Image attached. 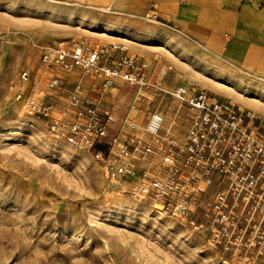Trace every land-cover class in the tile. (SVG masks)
Wrapping results in <instances>:
<instances>
[{"label": "rangeland", "instance_id": "rangeland-1", "mask_svg": "<svg viewBox=\"0 0 264 264\" xmlns=\"http://www.w3.org/2000/svg\"><path fill=\"white\" fill-rule=\"evenodd\" d=\"M79 14L46 0H0V264H235L212 243L204 209L195 211L190 224L158 214L149 200L119 193L102 161L52 134L15 94L24 90L26 97L37 83L35 98L54 105L55 116L76 81L82 96L99 97L101 77L78 70L62 72V85L46 89L41 50L79 39L122 44L146 62L147 78L165 91L193 80L263 117L249 104L264 108V85L226 76L215 64L209 70L208 59L175 33L136 34ZM23 70L28 83L19 77ZM100 97V111L113 118L99 147L103 152L114 134L126 135L125 118L143 125L170 101L164 92L155 96L120 82ZM178 131L182 135L184 127Z\"/></svg>", "mask_w": 264, "mask_h": 264}, {"label": "built area", "instance_id": "built-area-1", "mask_svg": "<svg viewBox=\"0 0 264 264\" xmlns=\"http://www.w3.org/2000/svg\"><path fill=\"white\" fill-rule=\"evenodd\" d=\"M38 62L45 70L46 89H58L61 73L101 77L99 97L82 96L73 83L64 107L36 99L37 83L29 95L17 91L27 111L46 120L56 137L90 153L104 163L105 174L121 194L149 200L160 215L194 224L202 208L211 229V241L235 264H264V117L187 81L165 91L146 76L147 64L127 53L117 42L89 44L84 39L41 50ZM30 82L27 70L19 73ZM116 82L165 93L163 111H151L142 125L123 121V139L108 137L113 118L100 111V96ZM98 88V87H97ZM96 88V89H97ZM184 127L178 137V130ZM133 184V185H131Z\"/></svg>", "mask_w": 264, "mask_h": 264}, {"label": "crops", "instance_id": "crops-1", "mask_svg": "<svg viewBox=\"0 0 264 264\" xmlns=\"http://www.w3.org/2000/svg\"><path fill=\"white\" fill-rule=\"evenodd\" d=\"M46 1L68 4L89 22L136 34L175 33L208 59L209 70L215 64L226 76L264 85V0ZM249 105L264 113L262 106Z\"/></svg>", "mask_w": 264, "mask_h": 264}]
</instances>
